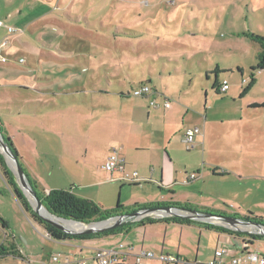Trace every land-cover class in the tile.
<instances>
[{"label": "rangeland", "instance_id": "374dc122", "mask_svg": "<svg viewBox=\"0 0 264 264\" xmlns=\"http://www.w3.org/2000/svg\"><path fill=\"white\" fill-rule=\"evenodd\" d=\"M3 1L0 120L25 169L44 182L56 179L63 188L77 184L83 193L93 191L110 209L160 199L159 187L148 180L134 185L108 179L102 169L106 150L118 145L142 149L129 153L142 159L143 169L149 160H162L172 170L164 175L162 196L170 198L178 186L184 189L175 197L184 201L208 202L217 194L185 189L194 182L171 186L174 169L210 171L214 167L204 159L227 168L232 167L229 155L260 156L261 166L245 163L239 171L257 169L262 178L235 185L233 198L238 213L264 220V61H258L261 48L248 36L264 37V0H11L12 6ZM82 48L101 51L73 58ZM222 79L230 88L217 95ZM141 83H149L158 101H171L174 111L168 118L149 99L131 95ZM204 118L214 128L199 142L207 149L203 158V152H195L196 139L186 148L181 131H203ZM0 153L18 181L10 156ZM23 193L34 209L31 195ZM0 220L8 224L7 233L0 226V242L6 238L0 264H64L73 240L48 238L44 226L20 207L2 173ZM168 223L166 238L162 224L165 247L181 245L188 254H180L191 261L214 253L216 235L201 236L192 228L203 229L205 222L183 224V232ZM226 247L222 240L219 248ZM252 249L264 254V236Z\"/></svg>", "mask_w": 264, "mask_h": 264}, {"label": "crops", "instance_id": "0c3cea01", "mask_svg": "<svg viewBox=\"0 0 264 264\" xmlns=\"http://www.w3.org/2000/svg\"><path fill=\"white\" fill-rule=\"evenodd\" d=\"M9 1L10 2L6 5L12 6L14 3L11 0H9ZM1 4H5L3 0H0V8H1ZM69 19H71V18H69ZM125 35H129V34H125ZM114 37H117V36H114ZM100 51H101V48H99V49L96 48L95 50L91 51V53H86L84 48H82L80 53L74 54L72 57L74 58L75 55H78V56H81V59H84L87 57V55L95 54V52L100 53ZM102 51L104 52V51H109V50L106 48H102ZM116 51H117V49H115V52ZM228 83H229V81H228ZM142 84H148L149 85V83H141L138 86H140ZM219 84L215 87L216 90H218ZM229 88H230V84H229ZM229 88H228V90H229ZM69 93H73V92H69ZM220 94H224V93H220ZM127 95H129V94L127 93ZM141 98L149 99L147 97H141ZM163 99H164V97H162V101H163ZM66 102L67 101H62V103H64V104ZM158 103H160L161 105H159L157 108H154V109L155 110H158V109L164 110L165 113L163 116L165 118H168L170 116V114L174 111L172 103H171L169 108H165L164 106H162L161 101H158ZM204 119L206 121L204 122V125H203V131L201 130L200 135H197L196 136L197 138L195 137V139L198 142V147L196 146V148H194L196 153L203 152V158L205 157V152L207 149H206L205 145L204 146L202 145V148H201V145H199V142L201 144H203V141L205 140L206 135L210 137V135L206 134L204 131H207V129L209 131V129L214 128L213 126L208 125L209 121L207 118H204ZM187 128H190V127H187ZM186 129H182V131H181L182 132V135H181L182 141L184 139V134H185ZM209 132H212V131H209ZM201 139H202V141H201ZM117 148L119 150L120 156L125 161V171L126 172L136 171L137 175L139 177L138 182H134V183L127 182V183L134 184V185H141L143 180H148L149 184H151V182H153L156 184L157 187H159V198H160V199H157V201L153 202V203L180 204L182 206L185 205V206H188L191 208V210L190 209L189 210L183 209V207L181 208L187 213H190L192 211H199V212L202 211V212H208V213L210 212L213 214H222L225 216H234V215L243 216L240 213H238L237 209L235 208V206L238 204L236 203L237 200L233 198V196L235 195V194H233V188L238 183L247 184L248 181H252L253 183H256L255 182L256 179L262 178L261 177L262 175H260V173L257 169H254L252 171H243V172L239 171L241 169L242 165L245 163L256 164L258 166H261L263 159L260 156L247 157L246 155L240 156V155H237L236 153L229 155L228 156V163L232 164V167H229V166H227V168L222 167L224 169L219 167V166L223 165L219 161H216V160L206 161L204 159V162H206V164L208 166H211L214 168L210 171L209 170L207 171L205 169L204 171L202 170V172H201V170L199 171L198 168H195L196 171H193V172H196L198 174V176L193 180H190L188 182H183V183L190 184V183L194 182L190 187H186L185 189H190V192L192 191L194 193L212 192V193L217 194L216 199L215 200L212 199V201H208V202H200V201H195V200L184 201L181 199H177L175 197V195L178 194V191L180 189H184V188H180L178 186H175L174 190L170 191L171 196H170V198H167L166 196H162V182L164 180V175H168L167 177H169L172 173V170L167 169L166 166L164 164H162V160H160V161L149 160L147 165L150 164V162H154L156 164L155 169L152 166H149V168H147V165H145L146 167L143 169L142 159H140V158L132 159L131 153H129L130 151H134V152L136 151L137 152V151H141L142 149H140L139 147L136 146L133 150H129V148L124 150L122 145H118ZM110 151H111L110 149L106 150L104 162L106 161V158H107ZM218 164H220V165H218ZM204 166H206V165H204ZM25 167H26L27 172L30 174V176L37 182V184L40 186V188H42L44 190V192L45 191L47 192L48 190H51V189L63 188V187H60L61 185H59V182L56 179H54V180L50 179L49 181L44 182L43 179H41L40 177H37L31 171V169H29V167H27L26 165H25ZM102 169H103V165H102ZM108 174H109L108 179L110 181H115V180L123 181L120 179L121 174L119 172H112V173H108ZM188 174H191V173H184L183 174L181 169H179V170L174 169L173 176H174L175 180L171 186H174V184H178L177 181H185L188 177ZM148 177H151L152 179L154 178L155 180L154 181L149 180V179H147ZM123 182H125V181H123ZM224 184L227 185L228 187L225 186ZM85 187L91 188V187H94V185H92V186L89 185V186H85ZM220 188H226V191L222 192V191H220ZM70 189L73 193H75L81 197L88 198V199L94 201L95 203L99 204L103 208H105L101 204L100 199L96 196L95 193H93V191H91L90 193H83L84 191L81 190V186H79L77 184H74ZM228 203L230 205H228ZM149 204H151V203H149ZM248 204H251V203H248ZM241 205L243 207H246L245 204H241ZM250 217H253V216L251 215ZM183 218H187V219L191 220L192 222H205L206 223L205 228H203V229L201 227H198V226H194L192 228H194L196 230V232L199 231L201 236L203 233L215 234L216 235V247H215L216 249H219V244L223 240L228 248H230L232 251L240 253L243 251L245 244L248 245L249 249L253 250L252 245L257 240V239H252L250 237L249 233H246V232H240V234L229 232V230H231V229L226 226L227 225L226 222H224V221L222 222V220H220V219H213V218H206L203 220H202V218L201 219H192V217L190 218L188 215L186 217H183ZM141 220H144V217L141 219L135 220V222H140ZM154 220H156V222H153V223H145L144 222L143 225H137L127 232L111 234V235H107V236H97V237L87 238V239L66 238L64 240H58L57 242H59V241L66 242L67 240H73L72 242H74L72 244L71 243L67 244V246L69 247V252L65 258L64 264H75V262L77 260L90 258L96 249L115 247L119 243H123L126 246V248L124 250H128V247H131L132 252H135V253L139 252L141 250H149V251L154 252L155 254H161L162 253V254L177 255V256H181L185 260L191 261V259H187V258H191L189 255H187V257L181 255L182 253L183 254H185V252L187 253L185 248L180 247L181 245H178L176 248L171 246V245H167L165 247V245L162 241V224L164 225V232H165V236H164V234H163V236L166 238L167 231L169 230L167 225L169 223L162 222V218L161 219H154ZM159 220H161V221H159ZM205 220H210V221L214 220V221L209 222V221H205ZM174 223L179 225V228L182 232L184 231L183 227L185 226L183 224H188V223H176V222H174ZM0 226H1V230L6 232L5 228H8L7 222H5L4 220H0ZM75 226H77V225H75ZM192 228L187 227L185 229L189 230ZM194 229H193V231H195ZM226 229H229V230H226ZM231 231H233V230H231ZM5 239L3 238L2 242H0V247L4 246V243L6 242ZM232 241H235V243H234L235 248L230 246ZM181 242L182 241H180V243ZM169 244H171V243L169 242ZM213 254L214 253L212 252L206 260H203V259L200 260V259H198V256H196L195 259H193V261L208 262L213 258ZM118 263L119 264H134V260H133V257L128 256L126 259L121 260ZM145 263L146 264H161L159 261L154 260V259H146Z\"/></svg>", "mask_w": 264, "mask_h": 264}, {"label": "trees", "instance_id": "16d2710c", "mask_svg": "<svg viewBox=\"0 0 264 264\" xmlns=\"http://www.w3.org/2000/svg\"><path fill=\"white\" fill-rule=\"evenodd\" d=\"M248 36L253 41L259 44L261 51L257 54V59L258 61L263 62L264 61V37L261 35H255L253 33L248 34ZM216 94L220 95V92L216 90ZM253 105H256V104H253ZM0 134L4 142L9 146L12 154L17 158L18 163L23 171V174L30 188L34 191L38 200H40L42 205L46 208V210L51 215H54L56 217L88 224L94 221L106 220L108 218L117 217L123 214L135 213L136 211L146 209V208H155V207H161V206L162 207L175 206L178 208L183 207V209L191 210L190 207L185 206V205L182 206L180 204H168V203L167 204L166 203H162V204L161 203H151V204H145V205L136 204L132 206H126V207L116 206L114 208L106 209L88 198H84V197H81L73 193L71 189H67V188L51 189V190H48V192L46 193L44 192L42 188H40L37 182L30 176L27 170L23 167L22 163L19 160L16 149L14 148L10 138H8L7 135L4 133V128L1 123V120H0ZM0 173H2L6 183L10 187L20 207L25 212L31 213L32 216L44 226L46 232L48 233L51 239H55V240H64L66 238L87 239V238H93L97 236H107L111 234L127 232L137 225H143L144 222L145 223L156 222V220L148 217V218H144V220H141L140 222L128 220V221H125L119 224L118 226H114V227H111V228H108V229H105L99 232L79 233V234L66 233L56 228L55 226H53L46 220H44L31 207L28 199L24 195L22 189L19 187L18 181L15 179L13 173L11 172V170L8 168L7 164L5 163V160L1 153H0ZM204 213H208V212H204ZM233 217L239 218L242 220H247V221L251 220V221L264 224V220L260 218H253L250 216L249 217L248 216H238V215H234ZM162 221L166 223H168V221H173L176 223L192 222L191 220L187 218H182V217H179V218L178 217H168V218L162 219ZM229 232L240 234L239 231H229ZM261 237L262 236H255L252 239H260Z\"/></svg>", "mask_w": 264, "mask_h": 264}, {"label": "built area", "instance_id": "2783aa9c", "mask_svg": "<svg viewBox=\"0 0 264 264\" xmlns=\"http://www.w3.org/2000/svg\"><path fill=\"white\" fill-rule=\"evenodd\" d=\"M2 22H0V25ZM16 29H13L15 32ZM244 82V80H243ZM229 88V83L226 79H223L219 86L218 91L220 93H225ZM132 96L136 97H147L150 100L151 107L157 108L160 103H158L155 92L150 88L148 84H142L136 88H134L131 92ZM171 105V101L169 99L164 98L162 101V106L165 108H169ZM201 129L199 127H190L185 130L184 134V143L186 145V148L189 150L191 147H193L195 143V137L197 135H200ZM103 169L108 172H119L121 174L120 179L129 182L134 183L139 181V177L137 175L136 171L132 172H126L125 171V161L120 156L118 148L111 149L109 152L106 161L103 165ZM198 176L197 173H191L188 175L185 182H188L190 180L195 179ZM46 192V191H45ZM48 192V191H47ZM46 192V193H47ZM172 209L170 212L168 211H157V212H150L147 213L141 217H136L131 219L132 221L141 219V218H152V219H164L168 217H186L187 215L193 219H199L194 216L192 212L187 213L183 209L170 206ZM239 219V218H238ZM244 222H250L251 220H242ZM209 222H213L214 220H208ZM218 222V221H217ZM223 222V221H222ZM255 222V221H251ZM92 223V222H91ZM258 223V222H257ZM78 224H84L85 223H78ZM227 227L230 228L233 231H243L246 233H249V235L255 236H264V224L259 223V225L254 224H241L239 226V230L235 229V227H232L228 223H226ZM5 235V233H4ZM48 238L50 236L48 233L46 234ZM126 246L123 243H119L115 247H107L102 249H96L93 253V255L88 259H80L75 262V264H119L121 260L126 259L128 256L133 257L134 264H146V259H154L159 261L161 264H264V254H261L257 251L249 249L248 245L245 244L243 251L240 253H236L235 251H232L230 248H222V249H216L213 254V258L208 262H200V261H188L182 258L181 256L177 255H171V254H155L152 251L149 250H141L139 252H132V248L128 247V250H124ZM53 261H58V256L52 257Z\"/></svg>", "mask_w": 264, "mask_h": 264}, {"label": "water", "instance_id": "95a60500", "mask_svg": "<svg viewBox=\"0 0 264 264\" xmlns=\"http://www.w3.org/2000/svg\"><path fill=\"white\" fill-rule=\"evenodd\" d=\"M0 134V149H2L3 152H5V154L7 153L10 156L11 161L14 163L15 167H16V174L18 177V181H19V186L22 188V191L25 192L26 194L31 195V197L33 198L34 202H35V206H34V210L37 212V214L42 217L44 220H46L47 222H49L50 224H52L53 226H55L56 228L66 232V233H70V234H79V233H93V232H99V231H103L105 229L114 227V226H118L119 224L131 220L133 218L136 217H141L147 213L150 212H157V211H171V207L170 206H164V207H155V208H146V209H142L139 211H136L135 213H131V214H123V215H119L117 217H112V218H108L106 220H101V221H96L93 223L88 224V227H86L83 230L80 231H71L69 228L66 227V225L64 224V222H74V223H80L77 221H73V220H67V219H63L60 217H56L54 215H51L46 208L42 205V203L40 202V200H38V198L36 197L34 191L30 188L24 174L23 171L18 163L17 158L12 154V152L10 151L9 146L4 142L3 138ZM6 154V155H7ZM45 210L48 212V214L50 215V217H45L42 213V210ZM192 213L194 214V216L196 218H199L202 220L206 219V218H213V219H220L226 223H228L229 225H231L232 227H235V229L239 230V226L238 225H245V224H254V225H259V223L257 222H244L241 221L238 218H235L233 216H225L222 214H213V213H201V212H197V211H192ZM112 221L111 224L109 225H105L102 227H90L91 224H96V223H102V222H110Z\"/></svg>", "mask_w": 264, "mask_h": 264}, {"label": "bare ground", "instance_id": "6f19581e", "mask_svg": "<svg viewBox=\"0 0 264 264\" xmlns=\"http://www.w3.org/2000/svg\"><path fill=\"white\" fill-rule=\"evenodd\" d=\"M42 213L45 214L46 216L50 217L44 209L42 210ZM111 223H112V221H110V222L96 223V224H91L90 227H102V226H105V225H109ZM64 224L71 231H80V230H83L86 227H88V225L78 224V223L69 222V221L68 222H64ZM75 225H77V226H75Z\"/></svg>", "mask_w": 264, "mask_h": 264}]
</instances>
